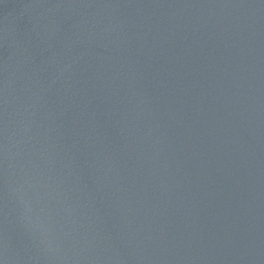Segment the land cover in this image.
Returning a JSON list of instances; mask_svg holds the SVG:
<instances>
[{"label": "water", "instance_id": "1", "mask_svg": "<svg viewBox=\"0 0 264 264\" xmlns=\"http://www.w3.org/2000/svg\"><path fill=\"white\" fill-rule=\"evenodd\" d=\"M0 264H264V0H0Z\"/></svg>", "mask_w": 264, "mask_h": 264}]
</instances>
